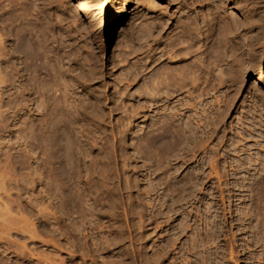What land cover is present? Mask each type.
<instances>
[{"label": "rangeland", "instance_id": "1", "mask_svg": "<svg viewBox=\"0 0 264 264\" xmlns=\"http://www.w3.org/2000/svg\"><path fill=\"white\" fill-rule=\"evenodd\" d=\"M196 16L208 43L174 55ZM19 25L41 85L23 59L19 88ZM203 48L206 94L177 96L190 152L175 138L165 151L154 85L188 65L198 84ZM262 67L264 0H0V264H264Z\"/></svg>", "mask_w": 264, "mask_h": 264}, {"label": "bare ground", "instance_id": "2", "mask_svg": "<svg viewBox=\"0 0 264 264\" xmlns=\"http://www.w3.org/2000/svg\"><path fill=\"white\" fill-rule=\"evenodd\" d=\"M39 2V1H38ZM50 2V1H49ZM224 5V4H223ZM26 8V7H25ZM28 8V7H27ZM34 10V9H33ZM262 10V9H261ZM212 12V11H211ZM200 13V12H199ZM45 17V16H44ZM16 19V18H15ZM180 19V18H179ZM189 19V18H188ZM206 19V18H205ZM204 19V17H198V16H196L194 19H190V20H192V22L194 23V24H196V25H198V27L196 26L195 28H193L192 30L190 29L189 31H187L186 33H184V35L183 36H189V38H191V43H190V45L188 46V47H186V48H184V49H181V47L179 48V46H178V41H177V43H176V41L173 43V46H172V44H171V47H172V50L173 51H171L174 55L175 54H183V53H186V54H188L189 52H196V50L197 49H195L197 46H199L198 44L202 41L203 43H202V45L205 47V45L204 44H206V43H208V42H206L205 40H207L208 39V35H207V33L205 32V31H203V30H201V26L203 25V24H205L206 23V20ZM121 20H122V17H121V15L120 14H118V15H116L115 17H113V19H112V28H111V30H110V36L111 37H113L115 34H116V29L118 28V25L120 24V22H121ZM37 21V20H36ZM236 21V20H235ZM178 22V21H177ZM29 24V23H28ZM27 24V25H28ZM33 24V23H32ZM202 24V25H201ZM207 24V23H206ZM206 24H205V26H206ZM209 24V23H208ZM201 25V26H200ZM216 25V24H215ZM219 25V24H218ZM238 23L236 22V23H234V22H230L229 24H228V28L229 29H237V27H238ZM21 25H19V27H20ZM25 26V25H24ZM23 26V27H24ZM30 26H31V24H30ZM204 26V25H203ZM202 26V27H203ZM208 26V25H207ZM206 26V27H207ZM220 26V25H219ZM33 27H35V25L33 26ZM21 28H22V26L19 28V30H18V28H17V30H18V36L16 35V37H18L17 38V43H18V60H19V62H18V60H17V62H18V66L16 67V68H18V70L16 69V72L18 71V84H19V88H21V86L23 85L22 84V74H24V72L21 74V72H22V69L24 70V68L23 67H25V65H27L26 66V68H27V70H26V68H25V70H26V73H27V71L29 72V76L30 77H28V81H26V83L27 84H29L30 83V81H32V83H30V86H31V84H35L37 81L39 82V80H40V83H36L37 85H41L42 84V82L44 81H41V78H42V76H41V74H43V72L42 73H40V79L38 80V78L35 76L34 78H33V76L34 75H32L33 73H35V72H37L38 74H39V72H41L40 71V69L38 70V71H35V69L36 68H34L33 67V65L36 63L35 61H40V56H39V54H38V50L37 49H39L38 48V46L39 45H37V49L35 48V44L31 41V39L32 40H34L36 37H34V38H32L31 37V35L33 34H31L30 35V38H26V35H23L24 33H26V32H22V30H24L23 28H22V30H21ZM29 28L30 27H28L27 29L28 30H26V31H32V29L31 30H29ZM37 28V27H36ZM182 28V27H181ZM205 28V27H204ZM208 28V27H207ZM207 28H205L206 30H207ZM35 29V28H34ZM33 29V30H34ZM45 29V28H44ZM43 30V29H42ZM203 31V32H201V31ZM217 30V29H216ZM183 31V30H182ZM162 32V31H161ZM184 32V31H183ZM35 33V32H34ZM42 33V32H41ZM210 34V33H209ZM36 35V34H35ZM34 35V36H35ZM51 35V34H50ZM216 35H218L217 33H216ZM28 36V35H27ZM45 37V36H44ZM175 37V36H174ZM216 38H218V37H216ZM47 39V38H46ZM36 40H37V38H36ZM209 40V39H208ZM172 41V40H171ZM38 42V44H39V41H37ZM46 43H47V41H45ZM183 42V41H182ZM204 42H206V43H204ZM32 43L34 44V45H32ZM41 44V43H40ZM17 45V44H16ZM47 45V44H46ZM213 47L215 48V51L213 50V53L214 52H216L217 54H215V60H216V62H218V64H219V62H221L222 61V59H223V52H222V47H223V27L222 26H220V28H219V38H218V40L215 42L214 41V43H213ZM40 46H42V45H40ZM211 46V45H210ZM235 46V45H234ZM17 47V46H16ZM15 47V48H16ZM27 47H28V49H27ZM42 48H44V46L42 47ZM200 48H202V47H200ZM210 48V47H209ZM16 49V50H17ZM58 49V48H57ZM208 49V48H207ZM206 48H203L202 49V51L200 52V54L203 56L201 59H200V63L198 64V68L200 69V71H201V74L200 75H202V77H201V80H200V82H199V80H198V84H196L195 82V80H194V78L193 77H191L189 74H190V72H189V74H186V73H188V72H186V70L188 71V69L189 70H191L192 68H190V66H189V68H187V67H185V68H183V70L178 74L177 72H175V70L176 69H170V68H166L163 72H165V73H163L162 72V74L163 75H158V78H160L161 80L160 81H158L157 82V84L156 85H154L155 86V90L157 91V93H158V101H160V102H158V104H160V106H162L161 108H162V112H161V116L159 115V117H160V124L162 125V127H161V132L159 133L160 134V140H161V142H162V144L161 145H163L162 147H163V149L165 150L166 149V146H165V148H164V145H167L171 140H174V138L176 137V135H175V130L177 129V128H175V124H176V120H177V118H176V116H177V110H178V105L180 104V99L178 98L177 99V96H178V94H179V92L180 91H182V90H184V91H186V92H188L189 94H191V91L193 90V91H195V90H199V96H200V98H202L205 94H206V92H207V90H206V88H207V83H209L210 81H209V79L211 78H209V75L210 76H213V75H211V70L209 69V68H211V67H209L207 64V61L208 60H210L209 58L211 57L210 55H211V53H209L208 52V50H207ZM41 50V49H40ZM39 50V51H40ZM171 50V49H170ZM169 49H168V52H165V55H162V56H166V53H169V51H170ZM42 52H43V49L41 50ZM52 51V50H51ZM164 51H166V50H164ZM163 51V52H164ZM224 51V50H223ZM239 51H240V49L238 48V47H232V49H231V52H232V55H235V56H237L238 55V53H239ZM41 52V53H42ZM170 52V53H171ZM212 52V51H211ZM47 53V52H46ZM46 53H45V57H46ZM171 53V54H172ZM243 53V52H242ZM48 54V53H47ZM54 54H55V52H54ZM57 54V53H56ZM190 54V53H189ZM230 54V53H229ZM228 54V55H229ZM240 54V53H239ZM41 55V54H40ZM51 55V54H50ZM174 55H173V57H174ZM225 55V54H224ZM231 55V56H232ZM42 56V55H41ZM25 57V58H24ZM43 57V56H42ZM48 57V56H47ZM46 57V58H47ZM56 57V56H55ZM44 58V57H43ZM42 58V59H43ZM162 57H160V59H161ZM169 58V57H168ZM171 58V57H170ZM175 58V57H174ZM228 58V57H227ZM24 59V62H25V65L22 63L21 64V62H20V60H23ZM50 59V58H49ZM53 59V58H52ZM70 59V58H69ZM159 59V57H152V59H151V62H155L156 60H160ZM240 59V58H239ZM26 60V61H25ZM45 59H43V61H44ZM47 60V62H48V58L46 59ZM46 60L44 61V62H46ZM54 60V59H53ZM60 60V59H59ZM213 60V59H212ZM49 61H51V60H49ZM61 61V60H60ZM23 62V61H22ZM35 62V63H34ZM54 62V61H53ZM55 62H56V60H55ZM62 62V61H61ZM27 63V64H26ZM41 63H42V60H41ZM58 63V62H57ZM70 63V62H69ZM211 63V62H210ZM243 63V62H242ZM37 64V63H36ZM35 64V65H36ZM45 65V69L43 68V66L42 65ZM48 63H42V64H39V66L41 65L42 66V68L44 69V70H46V67H48V65H47ZM50 64V63H49ZM237 63H235V65H236ZM24 65V66H23ZM38 65V64H37ZM47 65V66H46ZM10 66V65H9ZM40 66V67H41ZM51 66V69H53L54 70V67L52 66V65H50ZM50 66H49V69H50ZM55 66V65H54ZM74 66V65H73ZM72 66V67H73ZM180 66V65H179ZM33 67V68H32ZM37 67V66H36ZM53 67V68H52ZM166 67V66H165ZM164 67V68H165ZM172 67V66H171ZM247 67V66H246ZM66 69V68H63V67H59V69ZM187 68V69H186ZM230 68V67H229ZM59 69H55L56 70V72L59 70ZM168 69V70H167ZM178 69V68H177ZM14 70V69H13ZM48 70V69H47ZM47 70H46V72H47ZM53 70H51L52 71V73L51 72H49L48 71V74L52 77V76H54L55 75V73H53ZM68 70V69H67ZM84 70V69H83ZM60 72H59V74H62L63 75V72L61 71V70H59ZM234 71V70H233ZM69 72V71H68ZM72 73V72H71ZM161 73V72H160ZM235 73V72H234ZM36 74V73H35ZM45 74V73H44ZM43 74V76H47V75H44ZM51 74H54V75H51ZM65 74V73H64ZM69 74V73H68ZM67 74V75H68ZM95 74V73H94ZM213 74V73H212ZM237 74V73H236ZM25 75H27L28 76V74H25ZM25 75H24V77H25ZM58 77H56L55 76V78H60L59 80L61 81V77L62 76H60V75H58V72H57V74H56ZM66 75V74H65ZM12 76V75H11ZM232 76V75H231ZM9 77V76H8ZM49 78V77H46V79L47 78H49V79H47V80H50V79H52V81L55 79L54 77L53 78ZM74 77V76H73ZM214 77H215V75H214ZM219 77V79L221 78V76H218ZM17 78V77H16ZM27 78V77H26ZM36 78H37V81H36ZM44 78V77H43ZM42 78V79H43ZM25 79V78H24ZM33 79V80H32ZM45 79V80H46ZM66 79V78H65ZM200 79V78H199ZM237 79V78H236ZM56 80V79H55ZM55 80H54V82H55ZM158 80V79H157ZM33 81H36V82H34L33 83ZM60 81H58V82H60ZM156 81V80H155ZM256 82H263L264 81V67H262L261 68V70H259L258 71V73L256 74V80H255ZM23 82H24V80H23ZM66 82V81H65ZM70 82H72V81H70ZM212 82V81H211ZM223 82V80H221L220 79V82H219V84H221ZM234 82V81H233ZM233 82H232V84H233ZM25 83V85H27ZM45 83V82H44ZM238 83H240V82H238ZM17 84V83H16ZM49 84V83H48ZM58 84V83H57ZM63 84V83H62ZM210 84V83H209ZM235 84V83H234ZM237 84V83H236ZM61 85V84H60ZM214 85V84H213ZM27 86H29V85H27ZM26 86V87H27ZM47 86V85H46ZM240 86V85H239ZM23 87H24V85H23ZM34 87V85L32 86V87H28L29 89H31V88H33ZM27 88V89H28ZM235 88V87H234ZM25 89V88H24ZM28 89V90H29ZM38 89V88H37ZM236 89V88H235ZM33 90V89H32ZM149 90V89H148ZM237 90V89H236ZM255 91V90H254ZM31 92V91H30ZM22 93V92H21ZM20 94V93H19ZM40 94V93H39ZM192 95V94H191ZM208 95V94H207ZM23 96V95H22ZM29 96V95H28ZM34 96V95H33ZM45 97V96H44ZM72 97V96H71ZM69 98V97H68ZM74 98V97H73ZM198 98V97H197ZM199 98V100H201ZM38 99V98H37ZM42 99V98H41ZM46 99V98H45ZM176 99V100H175ZM203 99V98H202ZM21 100V99H20ZM23 100V99H22ZM63 101H65V100H63ZM68 101V100H67ZM36 102V101H35ZM75 102V101H74ZM73 102V103H74ZM185 102H186V100H185ZM190 101H188V102H186L187 104L189 103ZM18 104V103H17ZM80 104V103H79ZM20 105V104H19ZM38 105H39V103H38ZM188 105H191V103L190 104H188ZM74 106V105H73ZM23 107V106H22ZM26 107V106H25ZM28 107V106H27ZM71 107V106H70ZM75 107V106H74ZM77 107V106H76ZM77 108H79V106L77 107ZM76 108V109H77ZM81 108H83V107H81ZM80 108V109H81ZM48 109V108H47ZM160 109V108H159ZM48 113V112H47ZM46 113V114H47ZM68 114V113H67ZM201 114V113H200ZM70 116V115H69ZM72 117V116H71ZM51 118V117H50ZM64 118V117H63ZM31 120V119H30ZM59 120V119H58ZM50 124V123H49ZM38 125H39V123H38ZM73 125V124H72ZM71 125V126H72ZM179 130H181L182 131V133H181V131H180V133L183 135V134H186V132L185 133H183L184 131L182 130V129H179ZM178 130V131H179ZM60 131V130H59ZM69 132V131H68ZM43 133V132H42ZM56 133V132H55ZM58 133V132H57ZM177 133H179V132H177ZM31 134V133H30ZM46 134V133H45ZM64 135V134H63ZM192 135H193V133H192ZM190 136V138L191 137H193V136ZM184 136V135H183ZM70 137H71V135H70ZM185 137V136H184ZM183 137V138H184ZM187 137V136H186ZM38 138V137H37ZM64 138V137H63ZM178 138V137H177ZM183 138H179L178 140H181L182 141V143L180 142V141H178L176 138V140L178 141V143L180 142V144L182 145V144H184L183 146H185L184 147V149L186 150V147L189 145V141H191L192 139H186V140H189V141H187V144L185 143V140L183 139ZM189 138V137H188ZM61 139V138H60ZM194 139V138H193ZM183 140H184V143H183ZM50 141H51V139H50ZM198 141V140H197ZM204 140H202L201 142H203ZM176 142V141H175ZM192 142V141H191ZM190 142V143H191ZM58 143V142H57ZM171 143H173V142H171ZM177 143V142H176ZM178 143H177V145H178ZM196 143V142H195ZM170 144V143H169ZM187 146H186V145ZM157 145V144H156ZM161 145H160V147H161ZM177 145H175L174 146V143H173V145L172 146H174L173 148H175ZM181 145H179L180 146V148H181ZM171 146V147H172ZM178 146V147H179ZM183 146H182V150H183ZM168 147V146H167ZM170 147V146H169ZM172 148V149H173ZM188 148H190L189 146H188ZM197 148V147H196ZM169 149H171V148H169ZM191 149V148H190ZM190 149L189 150H186V151H189L190 152ZM181 149H179L178 148V151L181 153V151H180ZM165 151H169L168 149L167 150H165ZM171 151H173V150H171ZM177 150H176V152L175 151H173V152H175V153H179ZM183 152H184V150H183ZM172 153V152H171ZM186 153V152H185ZM62 158V157H61ZM66 173V172H65ZM53 174V173H52ZM48 175V174H47ZM58 178V177H57ZM260 184V183H259ZM260 190V189H259ZM46 191V190H45ZM263 198V197H262ZM29 211V210H28ZM262 211V210H261ZM7 213V212H6ZM9 215V214H8ZM26 219V218H25ZM22 220V219H21ZM224 222V221H223ZM22 223H23V221H22ZM24 226V225H23ZM3 227V226H2ZM83 244V243H82ZM79 245V244H78Z\"/></svg>", "mask_w": 264, "mask_h": 264}]
</instances>
